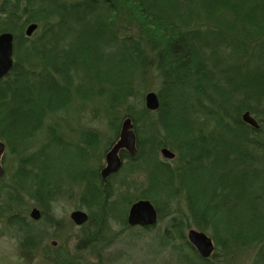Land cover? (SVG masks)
Masks as SVG:
<instances>
[{"label":"trees","instance_id":"obj_1","mask_svg":"<svg viewBox=\"0 0 264 264\" xmlns=\"http://www.w3.org/2000/svg\"><path fill=\"white\" fill-rule=\"evenodd\" d=\"M68 1L3 0L0 4V34H12L13 51L21 48L27 51V60L31 55L36 59L29 60L28 64L39 68L36 72L13 63L12 77L0 80V112L6 113L0 117V140L10 150L43 132L47 127L46 117L70 104L73 75L82 71L88 78L94 65L103 63L101 45L94 48L79 44V48L73 46L74 51L71 46L57 49L46 42L41 46L43 39L57 33L58 28L80 27L91 34L92 41L110 44L116 56L110 70L118 82L96 75L90 78V91L94 84L111 88L107 96L110 112L117 104L128 102L122 119L129 118L133 123L137 152L134 157L120 153L123 163L118 174L140 172L147 178L146 189L132 197L122 190L123 180L109 186L108 182L118 174L107 181L100 178L98 171L82 176L85 185L80 201L89 211L87 224H94L97 215L101 216L100 223L105 224L106 218L116 210L122 212L125 220L126 211L134 201L148 200L155 205L159 220L170 218L164 235L167 240L177 236L183 240L182 229L194 226L208 231L224 252L256 245L262 250L264 62L239 73V66H225V60L217 59L215 52L217 48L227 49L232 45L243 55L246 45L264 34V0L249 7L253 0ZM125 22L136 27L138 36L117 34L118 25ZM30 24L40 27L41 35L24 47L29 41L24 30ZM105 30L109 33L106 41L101 37ZM224 33L236 35L227 41ZM79 59L83 61L78 62ZM138 69L146 70L144 74L154 70L161 80L155 119H152L153 112L146 110L144 98L143 101L135 99L131 79L128 82V74L125 77L126 71ZM24 76L40 79L49 86L40 94L36 91L35 97L22 86L11 88ZM98 94L105 95V90L99 88ZM22 97L26 99L22 101ZM10 102L20 106L17 110L11 109ZM245 113L252 117L257 128L243 122ZM112 116L111 128L116 138L119 127L114 125L113 112ZM141 130L147 131L144 134ZM91 140L96 141L94 136ZM88 143L84 142L83 146ZM88 146L92 147L93 143ZM163 148L172 149L176 154L175 168L158 159V152ZM30 160L25 163L30 165ZM46 193L34 192L38 203L44 201ZM176 199L186 203L184 213H172L169 203ZM242 204H245L243 208ZM228 210L232 211L228 212L231 218L225 219L223 214ZM15 219L11 217L9 222ZM18 231L20 249L40 248L41 234L25 223H19ZM91 236L83 239L91 241ZM63 248L59 246L52 253L46 252L47 263L75 264ZM76 249L87 248L78 244ZM197 261L193 263L209 264V260L198 257Z\"/></svg>","mask_w":264,"mask_h":264},{"label":"rangeland","instance_id":"obj_2","mask_svg":"<svg viewBox=\"0 0 264 264\" xmlns=\"http://www.w3.org/2000/svg\"><path fill=\"white\" fill-rule=\"evenodd\" d=\"M2 1L0 0V4ZM259 1L261 0L250 1L248 7ZM29 26L25 27L24 34ZM74 28V30L58 28L57 33L47 35L43 39L41 46H44L46 42L49 45L54 44L57 49L58 47L71 46L74 51V47L79 48V44L94 48L101 45L100 52L103 63H96L88 78L82 71L73 75L71 90L73 97L70 104L63 111L46 117L44 123L47 127L43 132L37 133L30 140H25L22 146L14 149L9 150L4 145L5 150L1 158L3 176L0 180V264H49L47 257L45 258L46 252L52 253L59 246L64 247L63 251L72 257L75 264H194L193 262H198L197 257H200L187 241L186 236L189 230L201 232L211 239L213 253L207 259L209 264H264V248L261 250L256 245L224 252L216 246L208 231H200L194 226L182 229L183 240L178 236L167 240L164 235L166 228L169 227V217L158 219L157 223L148 229L128 227L126 218L122 220V212H117V210L111 213L108 219L106 218L105 224L100 223L101 216L99 215L91 225L87 224V220L82 226L77 227L71 221L70 214L74 211H82L87 216L89 214L87 207H84L80 201L82 188L85 185L82 176L88 175V172L92 174L105 167V154L108 151V146L117 139V137L114 138L111 128L113 125L110 120L113 117L112 112L116 118L114 125L116 124L120 131L125 120L122 117L128 105V102L117 104L116 108L110 112L108 111L109 106H107V96L111 88L106 84H94V89L90 91V78L96 75L110 77L111 81L118 82L114 71L110 70V63L113 64L116 56L113 54L110 44L99 43L100 40L94 42L90 33L83 32L80 27L75 26ZM135 28L126 22L121 23L118 25L117 34L136 37L139 32ZM108 34L105 30L101 37L104 36L106 41ZM40 35L41 28L37 26L33 34L27 37L29 41L24 47L30 46ZM235 35L224 33L227 41H231ZM26 54L27 51L22 48L13 51V63H18L21 69H33L38 72L39 68L28 64L31 63L30 61H36L35 57L31 55L29 61L26 59ZM215 57L224 59L225 66H239V73L247 69L250 70L258 63L264 62V34L257 38L256 42L247 44L243 55L241 50L237 51L230 45L227 49L217 48ZM47 60H52L49 55H47ZM82 61V59L78 60V62ZM145 71L141 72L138 69L134 72L130 70L125 72V77L128 74V82L131 79V89L136 100L143 101L147 93L151 92L157 95L160 90L161 80L155 71L152 70L150 74H144ZM43 74L46 75V72ZM9 75L12 77L11 74ZM60 83L63 85L62 82ZM21 86L35 97L36 91L40 94L47 89L49 83L46 84L40 79L24 76L19 78L11 88L18 89ZM57 88H59V81ZM99 88L105 90V95L98 94ZM178 89L182 88H176L177 91ZM238 95L242 97V94ZM25 99L26 97L21 98L22 101ZM18 101L21 103L20 99ZM131 101L133 98L129 100V102ZM19 106L16 102L15 104L10 102L11 109L17 110ZM3 114L6 113L1 111L0 117ZM155 116L153 112L152 119H155ZM153 121L155 122V120ZM146 131L141 130V133L145 134ZM92 136L96 141L91 140ZM86 141L89 143L85 147L83 143ZM1 142L4 144L2 140ZM90 143H93L92 147L88 146ZM168 150L174 154V159L166 160L160 155V152H158V159L175 168L178 165L176 154L172 149L168 148ZM29 158H31L30 165L25 163ZM146 179L145 174L135 172L118 174V177L108 183L111 187L123 180L124 188L122 190L128 196L135 197L140 191L146 189ZM47 185L49 188H46ZM35 191L40 195L48 191L43 195L42 203L37 202V198L34 196ZM169 205L173 214L184 213L186 210V203L183 200H172ZM244 205L242 204L241 207L243 208ZM153 206L155 207L154 204ZM33 210L39 211L40 217L36 221L31 219ZM228 212L232 213L230 210L225 212L223 214L225 219L231 218ZM11 217H16V221L9 222ZM19 223L20 225L27 224L32 231L42 235L40 248L34 251L20 249ZM89 235H92V240L87 242L83 238ZM185 243L189 245L186 246ZM78 244L86 246L87 249L77 250Z\"/></svg>","mask_w":264,"mask_h":264},{"label":"water","instance_id":"obj_3","mask_svg":"<svg viewBox=\"0 0 264 264\" xmlns=\"http://www.w3.org/2000/svg\"><path fill=\"white\" fill-rule=\"evenodd\" d=\"M37 29L36 24H31L26 28L25 36L30 37ZM13 36L10 33L0 34V80L5 78L13 67ZM144 106L150 112L157 111L159 101L154 93H147L144 97ZM243 122L252 128H257V124L252 117L245 113L242 116ZM5 146L0 141V180L3 176V168L1 165V158L4 153ZM124 150L130 157L136 155V137L133 130V124L129 118L125 119L121 125L119 138L115 144L105 155V167L101 170L100 176L102 180H106L110 176L119 172L122 167V160L120 158V151ZM160 155L166 160L174 159V154L168 149L160 150ZM40 217L39 211L33 210L31 219L36 221ZM71 221L77 226H82L88 220L86 213L82 211H74L70 214ZM158 221V213L153 204L148 200H138L130 205L126 224L130 228L153 227ZM187 241L194 248L196 253L202 260H207L213 253V243L209 237L201 232L189 230L187 233Z\"/></svg>","mask_w":264,"mask_h":264},{"label":"flooded vegetation","instance_id":"obj_4","mask_svg":"<svg viewBox=\"0 0 264 264\" xmlns=\"http://www.w3.org/2000/svg\"><path fill=\"white\" fill-rule=\"evenodd\" d=\"M119 132H120V131H119ZM118 138H119V133H118V137H117L116 141L118 140ZM116 141H115V142H116ZM115 142L113 143V145L115 144ZM113 145H112V146H113ZM110 148H111V147H110ZM110 148H109V149H110ZM109 149H108V150H109ZM121 152H125V151L122 150V151H120V153H121ZM103 168H104V167H102V168L98 171L99 175H100V172H101V170H102ZM100 178H101V176H100ZM109 178H110V177H109ZM109 178H108V179H109ZM108 179L103 180V181H107ZM126 218H127V216H126ZM137 228H138V227H137Z\"/></svg>","mask_w":264,"mask_h":264}]
</instances>
